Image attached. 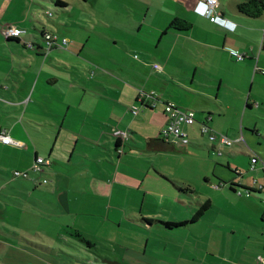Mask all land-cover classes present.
<instances>
[{
  "label": "rangeland",
  "instance_id": "obj_1",
  "mask_svg": "<svg viewBox=\"0 0 264 264\" xmlns=\"http://www.w3.org/2000/svg\"><path fill=\"white\" fill-rule=\"evenodd\" d=\"M63 1L67 3L64 7L56 6L55 0H35V15L27 20L33 27H22L20 38L32 41L26 38L31 29L36 45L34 49L7 47L17 60L14 67L29 70L28 74L34 69L40 75L35 93L43 86L41 93L47 97L38 101L35 94L34 98L41 104L35 108L43 116L53 115L61 105L69 116L99 115L98 110L105 108L103 115L111 114L126 134L118 147L123 146L129 154L122 167H91L97 179L87 177L85 169L89 167H69L59 177L53 170L62 167L41 165L33 170L31 164L28 169H4L12 176L0 180V264H248L255 258L253 247H258L252 234L260 227L264 190L248 193L239 181L254 190L264 182V100L260 107L244 110L249 87L243 80L244 69L236 64L240 62L231 58L229 65L222 56L214 65L202 62L210 57L205 55L208 48L193 40L209 36L204 21L183 13L172 0ZM219 3L246 20L230 8L234 0ZM11 5L7 11L0 5L2 22L16 18L18 6ZM175 17L188 21L191 27L170 26ZM259 19L264 21V14ZM42 28L58 37L47 59L35 54L37 45H45L38 31ZM62 37L67 39L64 46L60 45ZM194 65L197 84H202L205 76H227L231 70L240 81L242 94L238 96L224 88L219 91V100L230 96V113L224 117L213 114L209 121V127L232 141L230 145L212 141L208 133L200 131L206 113L218 112L217 87H188ZM46 78L57 80L52 83ZM101 83L106 92L98 86ZM141 92L153 93L157 108L127 113L134 119L124 117ZM164 101L193 109L196 122L188 126L189 143L164 141L168 151L151 152L147 141L158 138L156 127L163 117ZM67 103L72 108H66ZM11 113L18 116L15 110ZM3 115L0 113V123L6 121ZM26 117L37 119L38 115L29 110ZM42 120L30 123V134L39 142L51 143L53 133ZM108 134L113 143L115 137ZM252 156L258 159L255 168L250 167ZM117 159L115 156V163ZM15 171L26 175L14 176ZM68 176L70 185L85 180L86 187L77 185L74 190L83 193L74 194V201L66 207L57 202L48 185L56 181L65 184ZM172 180L185 181L194 190L179 185L185 188L180 191ZM230 181L238 184L235 191L230 190ZM35 183L38 187L33 190ZM14 189L15 195L10 196ZM207 200L210 206L198 220L175 225L189 221ZM76 228L98 247L85 251L86 245L72 235Z\"/></svg>",
  "mask_w": 264,
  "mask_h": 264
},
{
  "label": "crops",
  "instance_id": "obj_2",
  "mask_svg": "<svg viewBox=\"0 0 264 264\" xmlns=\"http://www.w3.org/2000/svg\"><path fill=\"white\" fill-rule=\"evenodd\" d=\"M194 1L195 0H172L174 4L182 9L181 11L183 13L201 18L204 21V30L209 34V36L205 38L195 37L193 41L201 46H204L205 48H208V52L205 53V55L210 56L212 61L209 60L210 57L207 58L208 60H204L202 58L200 59H202V62L206 61L207 63H211L212 65H214L213 62L218 63V56H222L230 65V63L232 64L233 61L230 60L232 57H230L229 49H234L239 52H245L247 55L242 60V62L237 61L240 63H236L244 69L245 72L243 73V80L245 83V87H249L248 91H246V88H244V91H246L244 110L250 111L254 106L257 108L260 107L261 100H264V73L262 72L264 71V45L261 40L264 35V21L260 20L259 17L262 16L264 12L258 17H248L239 12L237 8L238 3L246 0H234L233 4H235V7L233 8L232 4L230 8L235 11L236 14L246 19L244 20L239 17H235L234 14L227 12V8H225L224 5L222 6L219 3V0H217L218 5L214 10H212L210 16H218L219 19H228L231 21L226 23V25L224 26V24H220L218 23V21L211 20L210 16H204L194 11L192 9ZM262 1L264 2V0ZM0 5H3L5 11L8 10L9 5L14 7L16 5L18 6V14L15 19L8 18L4 22H2V19L0 18V113H3V116L6 119V121L0 123V127L6 129L9 132L11 138L18 143L17 145H14L3 144L0 142V180H8L9 178H11L12 175L10 174V171H4V169H8L7 167H19L18 169H28L31 164H34L36 156L44 155V157L49 159V163L43 164L42 167H62L54 168V170L52 169L53 173L56 174L57 177H59L63 172L67 173L69 171V167H89L85 169V171H87V177H91L94 179L97 178L92 176L91 167H122L124 157L129 153L125 148H123V146L122 148H119L121 144H123V140L121 136L118 137L114 135L113 129H120L115 125L111 114L109 117L103 115L105 112V108H103L102 111L98 110V112L101 113L99 115L86 112L83 116L67 115V112L64 111L63 105H61L60 110L54 111V114L51 116H43L39 113V111H37V109L35 108V104H38L40 107L42 106L40 103L36 102L34 95L37 94L38 101H40L43 97H47V95L41 93V91L43 90V86L40 88L39 92L35 93L36 86L39 84L40 75L37 76V70H35L34 72V69L33 72H30L29 74V70H16L14 66L17 60H15V58L12 56L13 52L7 50V47L10 49H15L19 46H22L24 49L26 47L21 39H8L3 35L4 26L9 24L17 25L21 28L25 27L27 29L28 27H33L31 24L27 23V20L30 15L34 14V5L37 4L35 0H19L15 3H13L12 0H1ZM56 6L64 7L65 5L60 4ZM34 15L32 16V19H35ZM43 30L46 29L42 28L38 30L41 36V41L43 40L41 33ZM219 35H221V38H219ZM26 38L31 39V42L36 45V43L34 42L35 38L31 33V29L29 33H27ZM41 45H37L35 54L37 57H42L43 55L44 58L46 57L47 59L49 57L47 56L48 53L44 54L42 52L43 49ZM14 53L17 52L14 51ZM18 55L21 57L27 56L25 54L19 53ZM192 68L193 74L191 75L190 83L186 84L188 87H201L205 90L206 88L213 89V84H215L217 87V92L215 94V102L217 104L215 105L218 106L217 111L219 113H206L203 121L207 120V123L209 125V121H212L214 119L213 114H218L220 117H224L228 112L230 113V108L233 107L230 104V96L227 97L226 95L224 97H221L219 100V91L224 88L228 91H231L234 96H238L239 94H242L240 81L237 80L233 73V70H231L227 76H225L224 74L217 75V78H214V76H205L203 83L197 84L194 80L196 65H194ZM142 71H145L144 67ZM56 80L57 78H46L45 81H51L53 83ZM98 86L106 92L107 88L104 83H101ZM112 90L115 91V93H119L118 91H120H117V89ZM136 102H138L137 99H135V103H132L131 106L136 105L139 108L138 113L145 112L146 110H155L157 108V106L155 108H150L149 106H143L142 108H140V104H136ZM65 106L68 109L72 108V105L70 103H67ZM223 107L227 108L226 112L223 110ZM181 108L194 111L193 109L188 107ZM14 110L18 113V116L11 113V111ZM29 110L36 111L38 118H27L26 114ZM127 113H129L128 108L124 112V117L134 119V115L131 117ZM162 114V120H160L156 127V131H158V138H149V140L147 141V150H150L151 152L159 153L161 151H168L166 143L164 142L166 140H163L160 137V130L162 129L166 121L164 112H162ZM27 119H44V121L42 120L41 122L47 125L49 128L46 129H49L53 133V136L51 137V143L47 141L39 142V140L33 139L32 135L30 134V123H32L34 120ZM121 124L122 123L119 124V127L121 126ZM36 130L39 131V129ZM186 131L188 132L189 138L190 133L188 127H186ZM108 133L112 134L115 137L113 143L111 142L113 144L111 148V140L108 136ZM44 138L49 139L48 136H45ZM117 139L121 144L118 147L116 153L115 141ZM19 144H22V146ZM192 144L196 145L194 143ZM101 146L103 147L102 151H100ZM20 147H22V150L18 149ZM43 149L45 152H40V150ZM115 156H117L118 158L116 163L114 161ZM151 167L154 169V171H156V166L153 163L151 164ZM262 172L264 174L263 169ZM70 180L71 176H68V180L65 181V184L56 181L49 183L48 185L50 186L48 189L49 192L56 193L57 202L62 204L63 206L66 205V207L71 201H74V194L83 193L81 191H75L74 188L77 185H80L84 188L86 187L85 180L74 183L73 186L70 185ZM171 182L173 186L178 190H180L177 187L179 185H183L182 187L188 186L190 188V191L194 190L192 186L185 181H180L181 184L177 183L175 180H172ZM239 184L240 186L242 185V187L243 185H245L244 187L249 188L251 192L254 191V187L250 184H244L241 181H239ZM237 185L238 184L230 186L235 188V186ZM36 187H38L36 183L32 184L33 190H35ZM71 189L73 190V192L70 191ZM15 193V189L13 193L11 190L10 196L15 195ZM263 215L264 211L260 215V227H257L255 232L252 234L255 238L254 244H256V242L258 241V247H253V254L255 255V258H250L248 264H259L256 257L259 255H264ZM60 227H66L67 229L73 228V226L71 227L69 225H61ZM75 230L81 232L80 229L76 228ZM96 245L98 244L96 243ZM85 251L91 252V250Z\"/></svg>",
  "mask_w": 264,
  "mask_h": 264
},
{
  "label": "built area",
  "instance_id": "obj_3",
  "mask_svg": "<svg viewBox=\"0 0 264 264\" xmlns=\"http://www.w3.org/2000/svg\"><path fill=\"white\" fill-rule=\"evenodd\" d=\"M176 1V0H175ZM178 1V0H177ZM200 3V9L199 13L204 16H210V13L212 10H214L217 5V0H197ZM182 2V1H181ZM48 15H51L48 13ZM211 20L218 21L220 24L226 25V23L230 22V20L227 19H219L218 16H210ZM22 28L9 24L4 26L3 28V35L5 38H17L21 39V33ZM42 39L45 43L44 46H42V52L44 54H47L48 50L58 41V37L50 33L48 31H43L42 33ZM262 43L264 42V35L262 37ZM22 41V40H21ZM26 48L34 49V43L31 41H22ZM67 44V39L65 37H62L60 39V45L64 46ZM229 54L232 58H234L236 61H242L246 57L245 52H239L234 49H229ZM136 57V56H135ZM264 73V71H262ZM147 96V99L145 98ZM137 100L140 102V108L143 106H149L150 108H155L157 106L156 100L157 97L154 96L153 93H150L149 95H146V93L141 92L140 96L137 98ZM139 111V108L136 105L128 107V112L133 113L134 115L137 114ZM163 112L166 116V121L162 129L160 130V137L163 140L166 141H172V142H178L179 144H187L189 142L188 138V132L186 131V127L193 126L196 122L195 112L187 109H183L179 107L178 105L169 102L164 101V109ZM200 131L201 133H208L209 139L212 141H218L222 145H230L232 141L225 135V134H219L215 130H213L211 127H209L207 120L200 122ZM113 133L115 136H125L126 134L118 129H113ZM0 142L3 144H14L17 145L18 143L15 142L11 136L9 135V132L0 127ZM22 146V144H19ZM258 162V159L255 156L251 157V163L250 167L255 168V164ZM49 163V159L43 158L42 156H36L34 160V164L32 165L33 170H37L38 167H40L43 164ZM264 170V167H262ZM23 173L20 171H15L13 173L14 176H21ZM23 175H26L24 173ZM254 183L256 184V180H254ZM264 189V183L258 185V190ZM246 191L251 192L250 190L246 189ZM239 194L241 192L238 191ZM264 220V215H263ZM264 234V232H263ZM257 262L259 264H264V255L257 256Z\"/></svg>",
  "mask_w": 264,
  "mask_h": 264
},
{
  "label": "trees",
  "instance_id": "obj_4",
  "mask_svg": "<svg viewBox=\"0 0 264 264\" xmlns=\"http://www.w3.org/2000/svg\"><path fill=\"white\" fill-rule=\"evenodd\" d=\"M54 3L56 5H60V4L66 5V3L64 1H61V0H55ZM237 8H238V11L243 13L244 15L254 18V17L260 16L264 12V2L262 0H246V1L238 3ZM50 16L51 15H49V17ZM169 25L170 26H176V27L179 26V27H181V29H189L191 27V24L188 21L180 19V18H173ZM43 31H45V30H43ZM43 31L41 33H43ZM8 39H14V38H8ZM15 40H17V39H15ZM263 45H264V42H263ZM115 144L117 147L120 146V142L118 139L115 141ZM230 185L234 186V184L232 182H230ZM232 186H229L230 190L235 191V188H233ZM178 188L180 190H185V188L190 189L188 186H186L185 188H182V187H178ZM246 189H249V188L246 187ZM254 191H260V190H254ZM209 206H210L209 200L202 202L201 207L198 210H196V212L193 214V216L190 218L189 221L184 220L182 222L176 223L175 225L176 226L184 225L188 222H193V221L198 220L200 218V216L204 213V211L209 208ZM147 221L150 222L151 219H147ZM163 223L166 225L171 224L169 222H163ZM72 235L74 237H76L77 240H79L81 244H83L84 246L86 245L85 246L86 250H91L92 248L97 247L96 243L86 239L77 230H74Z\"/></svg>",
  "mask_w": 264,
  "mask_h": 264
},
{
  "label": "clouds",
  "instance_id": "obj_5",
  "mask_svg": "<svg viewBox=\"0 0 264 264\" xmlns=\"http://www.w3.org/2000/svg\"><path fill=\"white\" fill-rule=\"evenodd\" d=\"M194 11L198 12L199 13V9H200V3L195 0L194 1V4H193V8H192ZM228 20V19H227Z\"/></svg>",
  "mask_w": 264,
  "mask_h": 264
},
{
  "label": "bare ground",
  "instance_id": "obj_6",
  "mask_svg": "<svg viewBox=\"0 0 264 264\" xmlns=\"http://www.w3.org/2000/svg\"><path fill=\"white\" fill-rule=\"evenodd\" d=\"M231 22V21H230Z\"/></svg>",
  "mask_w": 264,
  "mask_h": 264
}]
</instances>
